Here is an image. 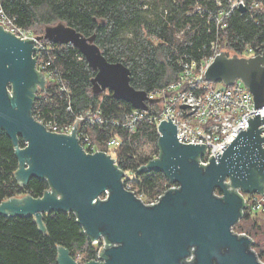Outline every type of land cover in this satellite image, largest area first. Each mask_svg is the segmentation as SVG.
Listing matches in <instances>:
<instances>
[{"label": "water", "instance_id": "1", "mask_svg": "<svg viewBox=\"0 0 264 264\" xmlns=\"http://www.w3.org/2000/svg\"><path fill=\"white\" fill-rule=\"evenodd\" d=\"M239 10L246 12L247 7L241 5ZM37 39L76 47L96 72L92 78L95 95L109 90L114 98L146 111L162 100L135 88L130 68L108 60L96 43V34L87 36L61 20L46 25ZM35 42L0 25V131L5 130L14 142L19 159L15 176L20 185L40 177L50 188L41 197L3 200L0 214L34 216L39 229L47 232L44 214L70 210L93 243L102 238L107 242L100 251L101 261L79 262L69 248L58 246L59 264H264L252 237L234 230L245 208L239 191L264 194V126L260 127L264 116L250 117L249 127L208 164L199 159L205 144L180 142L176 124L169 117L163 120L158 141L161 153L138 172L162 171L177 186L164 192L158 202L145 203L127 188L126 172L110 154L83 148L75 130L81 119L65 134L49 130L34 117L36 92L47 84L36 68ZM206 79L225 85L242 80L256 107L264 106V49L248 57L222 50L208 66ZM20 138L25 146L20 145Z\"/></svg>", "mask_w": 264, "mask_h": 264}, {"label": "trees", "instance_id": "2", "mask_svg": "<svg viewBox=\"0 0 264 264\" xmlns=\"http://www.w3.org/2000/svg\"><path fill=\"white\" fill-rule=\"evenodd\" d=\"M252 1L246 0L247 4ZM256 1L262 3L263 8H249L246 12L234 9L223 19L220 17L231 9L232 0H2V3L19 25L38 35L46 25L61 20L87 36L96 34V43L108 60L124 63L131 70V84L151 93L177 80L183 62H200L212 55L214 44L224 45L232 54H243L248 45L261 52L264 49V0ZM53 46V66L59 68L68 91L54 81L47 83L45 89L39 88L44 95L36 92L34 117L41 113L46 119L65 123L100 106L108 120L102 126H94L99 129L100 147L108 151L107 142L119 137L121 144L112 156L120 169L132 173L125 184L133 183L131 190L135 193L137 186L153 197L161 191L164 182L171 181L162 171L138 172L154 155L139 154L135 144L142 135L158 144L156 127L145 120L131 133L122 124H116L124 121L126 114L134 109L133 105L114 98L111 91L95 95L92 78L96 72L82 53L71 44ZM161 109V105L154 104L149 112L155 115ZM20 145L25 146L22 138ZM18 168L14 142L2 130L0 202L24 195L41 197L50 188L48 181L40 177H31L28 184L20 185L15 176ZM251 211V206L244 210L239 222L249 220ZM44 222L47 232L39 229L34 216L0 214V264H59L58 246L67 247L74 254L76 247L92 245L73 211L46 213ZM239 222L234 230L251 235L240 228ZM96 256L97 251L91 250L88 259Z\"/></svg>", "mask_w": 264, "mask_h": 264}, {"label": "built area", "instance_id": "3", "mask_svg": "<svg viewBox=\"0 0 264 264\" xmlns=\"http://www.w3.org/2000/svg\"><path fill=\"white\" fill-rule=\"evenodd\" d=\"M241 5L246 6L247 10L249 8H263V4L256 0H253L249 4H247L246 0H232L231 9L222 13L220 19H223L224 16L228 15L232 10L239 9ZM0 25H2L5 30H9L20 38H33L36 41L35 46L38 48L34 53L37 70L45 75L47 83L51 81L58 82L62 90L68 91L66 83L61 79L59 68L53 66V44L57 43L46 41L47 39L39 40L37 39L38 34H36L34 30L19 25L15 18L6 12L2 0H0ZM212 49V55L202 59L200 62L196 60L183 62L182 70L177 80L163 88L148 93L152 98L162 99L161 102L155 103L162 107L159 113L151 115L149 112L150 110L146 111L134 108L131 112L126 114L122 123L118 121L115 123L122 124L129 132L134 133L137 131L138 125L142 121L145 122V120H148L149 123L154 124L159 133L160 123L163 120H169V118H171L178 129V140L184 143L192 142L205 144L206 151H204L199 159L201 163H210L211 158L218 151L221 153L224 152L225 149L223 146L226 143H231L241 130H245L249 127L248 119H250V117L253 119L258 113H260L261 117L264 116V106L260 108L256 107L252 92L242 80L238 79L232 85H225L222 82H219L217 85H212L211 82L206 79L208 66L214 60L215 56L221 52L217 44H214ZM258 53H260L258 49L248 45L244 49L243 54L238 55L248 57ZM228 54L233 55L229 52ZM183 105H186V107H183ZM68 110H71V106H68ZM78 118L81 120L78 121L75 130L83 148L90 153L104 151L100 147V144L92 140L89 133L91 127L96 125L102 126L105 122H108L100 106H97L95 109H88L75 116L72 121L65 123H59L53 119H46L41 113H38L36 119L45 124L51 131L70 134ZM262 126H264V122L260 125V127ZM261 135L262 137L264 136V130H262ZM120 144L121 140L119 137L111 138L107 142L109 150L105 152L112 156L113 153H111V150L115 151V148ZM262 145L264 147V140ZM158 157L159 154L154 155L151 159ZM114 159L116 161V158ZM125 172V180L132 178V173L130 171ZM126 186L131 189L130 183ZM175 186H177V184ZM239 192L245 199L244 210L250 206L252 210H260L264 207V194ZM162 194L149 203L158 202ZM99 242H102V246L97 251V256L94 260L101 261L102 257L100 256V251L106 247L107 242L104 238L100 239Z\"/></svg>", "mask_w": 264, "mask_h": 264}, {"label": "rangeland", "instance_id": "4", "mask_svg": "<svg viewBox=\"0 0 264 264\" xmlns=\"http://www.w3.org/2000/svg\"><path fill=\"white\" fill-rule=\"evenodd\" d=\"M218 46L221 49V51L222 50L228 51L227 49H225L227 47H225L224 45H222V46L218 45ZM218 83L219 82H211L212 85H217ZM109 92H110L109 90H106L103 93L108 94ZM38 93L40 94V96L44 95V92H42V90H39ZM98 131H99V129H97L95 127H91L89 129V133L91 135L92 140L94 142L100 144L98 141L99 139L97 138ZM135 145H136L137 152L139 154H142L143 156L151 157V156L157 155L159 153V147H158L157 141L152 140L149 136H146V135L140 136V138L136 141ZM111 153L115 154L114 150H111ZM131 185H133V183H131ZM163 185L164 186L162 188H160L161 191H158V193H156L153 197H149V194H145L144 192L140 191L139 187H137V186H135V189L137 191L136 192L137 195L140 198H142V200L145 203H149L152 200H155L160 194L166 192L171 187H174L176 184L169 182V181H166V182H164ZM217 193L221 194L219 190H217ZM102 197H105V195H103ZM239 224H240V226L243 227V228L242 227H240V228L243 229L244 232L247 231V232L251 233L250 236L253 239L254 250L256 251L258 256L263 255L262 256L263 258H260V259L264 262V209L262 208L260 210H252L251 211V218L247 221L242 220L241 222H239ZM253 224H255V226ZM249 230H251V232ZM239 233H241V232H239ZM101 246H102V242L92 243V245L88 243L82 247H76L73 255L79 262H86L89 260L88 258H89L90 251L91 250L98 251Z\"/></svg>", "mask_w": 264, "mask_h": 264}]
</instances>
